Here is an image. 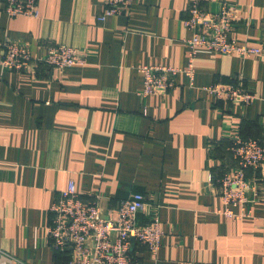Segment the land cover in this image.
<instances>
[{
    "label": "crops",
    "instance_id": "0c3cea01",
    "mask_svg": "<svg viewBox=\"0 0 264 264\" xmlns=\"http://www.w3.org/2000/svg\"><path fill=\"white\" fill-rule=\"evenodd\" d=\"M4 1L0 39L27 45L35 59L69 46L80 62L23 73L0 63V264H63L69 252L57 253L47 230L70 182L105 214L146 197L139 221L156 213L164 236L155 255L135 244L143 264H264L263 204L228 217L217 185L235 168L233 135L264 142V55L200 53L189 77L192 33L182 22L194 0H131L104 21L107 0H38L36 18L9 17ZM199 2L211 12L235 6L230 38L264 50V0ZM142 65L182 72L172 90L144 97ZM238 81L257 97L251 105L208 90Z\"/></svg>",
    "mask_w": 264,
    "mask_h": 264
},
{
    "label": "built area",
    "instance_id": "2783aa9c",
    "mask_svg": "<svg viewBox=\"0 0 264 264\" xmlns=\"http://www.w3.org/2000/svg\"><path fill=\"white\" fill-rule=\"evenodd\" d=\"M5 13L11 18H36L39 16L38 0H5ZM131 0H107V7L98 20L128 10ZM238 20L235 6L223 5L218 12L204 8L199 0L189 7V16L182 24L191 31L186 41L189 46V65L184 72L191 78L193 62L200 53L259 57L264 50L259 46L239 43L230 38ZM77 50L64 45L50 48L46 58L35 59L27 45L11 39H0V63L8 71L23 73L33 64H46L58 70L79 63ZM144 77L142 96L165 94L175 87V77L181 70L167 66L142 65ZM209 92L218 100L233 104L251 105L257 97L242 81L231 84H214ZM229 151L235 168L217 180L220 196L228 217L241 218L251 215L252 204L264 206V142L231 137ZM240 207L239 213L234 208ZM147 208L146 197L134 194L129 200L105 214L99 200L85 201L70 182L51 208V221L47 234L54 250L59 254L70 253L66 264H143L132 253V239L157 254L161 248L164 230L156 213L144 222L139 215ZM3 252L0 250V257Z\"/></svg>",
    "mask_w": 264,
    "mask_h": 264
},
{
    "label": "trees",
    "instance_id": "16d2710c",
    "mask_svg": "<svg viewBox=\"0 0 264 264\" xmlns=\"http://www.w3.org/2000/svg\"><path fill=\"white\" fill-rule=\"evenodd\" d=\"M241 136H243L244 138H256L258 140H262L261 138H259V136H251V135H247V134H244V132L241 131ZM263 142V141H262ZM70 259V253H69V256H65L63 257L62 261H63V264L67 263L68 260Z\"/></svg>",
    "mask_w": 264,
    "mask_h": 264
},
{
    "label": "water",
    "instance_id": "95a60500",
    "mask_svg": "<svg viewBox=\"0 0 264 264\" xmlns=\"http://www.w3.org/2000/svg\"><path fill=\"white\" fill-rule=\"evenodd\" d=\"M135 244H136L135 240H134V239H132V250H133V248H134Z\"/></svg>",
    "mask_w": 264,
    "mask_h": 264
}]
</instances>
